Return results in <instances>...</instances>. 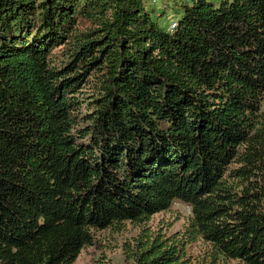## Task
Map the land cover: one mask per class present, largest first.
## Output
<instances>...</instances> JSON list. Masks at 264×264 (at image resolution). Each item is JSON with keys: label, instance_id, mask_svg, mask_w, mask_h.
I'll list each match as a JSON object with an SVG mask.
<instances>
[{"label": "trees", "instance_id": "1", "mask_svg": "<svg viewBox=\"0 0 264 264\" xmlns=\"http://www.w3.org/2000/svg\"><path fill=\"white\" fill-rule=\"evenodd\" d=\"M157 4L0 0V264H72L174 200L181 233L130 264L196 239L264 264V0Z\"/></svg>", "mask_w": 264, "mask_h": 264}, {"label": "rangeland", "instance_id": "2", "mask_svg": "<svg viewBox=\"0 0 264 264\" xmlns=\"http://www.w3.org/2000/svg\"><path fill=\"white\" fill-rule=\"evenodd\" d=\"M157 3L156 1V6ZM169 19L166 16L162 21L166 23ZM60 50L62 49L57 48L54 51L55 63L63 57ZM261 107L264 108V95ZM189 216V208L174 200L166 210L153 213L140 222L123 221L112 227L93 230L92 243L80 249L72 264H130L129 248H137V239L155 236L164 240L172 239L181 233ZM185 257L186 264H238L234 260L224 259H216L213 262L210 246L200 239L185 246Z\"/></svg>", "mask_w": 264, "mask_h": 264}, {"label": "built area", "instance_id": "3", "mask_svg": "<svg viewBox=\"0 0 264 264\" xmlns=\"http://www.w3.org/2000/svg\"><path fill=\"white\" fill-rule=\"evenodd\" d=\"M154 4H156V1L158 2L159 0H151ZM173 25V22L170 24V27Z\"/></svg>", "mask_w": 264, "mask_h": 264}]
</instances>
